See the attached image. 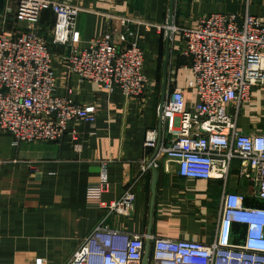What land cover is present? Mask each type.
Returning a JSON list of instances; mask_svg holds the SVG:
<instances>
[{"label": "crops", "instance_id": "0c3cea01", "mask_svg": "<svg viewBox=\"0 0 264 264\" xmlns=\"http://www.w3.org/2000/svg\"><path fill=\"white\" fill-rule=\"evenodd\" d=\"M80 8L76 30L79 48L106 33L136 32L145 52V73L152 88L145 99H131L121 89L81 81L67 70L63 57L70 47L54 42L56 15L41 12L38 22L18 15V0H0V33L19 36L34 33L47 44L56 78L54 93L69 95L80 104H95L94 124L71 121L64 136L55 142L15 143L14 136L0 129V264H66L82 241L103 222L113 229L151 236L209 242L219 226L224 192L246 196L245 205L264 208V201L251 196L250 182L238 173L234 162L225 182L221 179L184 178L177 164L157 169V189L152 190L153 169L142 171L143 160L154 150L144 145L146 132L163 125L159 116L162 100L174 88H182L186 108L194 109L198 95L189 86L193 72L184 68L180 36L169 39L163 25L196 27L199 19L217 11L242 14L244 0H59ZM249 12L264 16V0H250ZM117 40V39H116ZM118 42V40H117ZM264 122V90L254 91L242 110L239 128L251 132ZM106 173L109 187L101 195L112 202L128 189L136 194L131 216L118 215L88 200L90 188ZM154 199V202H153ZM245 224L234 225V240L243 242Z\"/></svg>", "mask_w": 264, "mask_h": 264}, {"label": "built area", "instance_id": "2783aa9c", "mask_svg": "<svg viewBox=\"0 0 264 264\" xmlns=\"http://www.w3.org/2000/svg\"><path fill=\"white\" fill-rule=\"evenodd\" d=\"M246 10L217 11L203 15L196 27L171 24L159 27L174 42L180 36L184 68L193 72L189 86L198 102L186 108L185 92L174 88L159 107L162 129H148L146 148L154 150L143 160L142 171L177 164L184 178L228 180L238 162L239 176L250 182L251 196L264 201V122L251 132L239 128L243 108L254 91L264 90V16ZM56 15L54 42L69 46L63 57L68 71L81 81L98 82L107 90H122L131 99L143 100L152 88L145 73V52L136 32L93 38L79 48L76 20L80 8L59 0H18V15L30 23L41 12ZM118 42H117V40ZM52 54L45 41L34 33L19 36L0 33V129L10 132L15 143L55 142L66 133L71 121L94 124L95 104H80L69 96L54 93L56 78ZM109 187L104 172L90 188L88 200L112 213L131 216L136 194L126 190L119 199L104 202ZM246 196L224 192L219 226L209 242L151 236L153 264H264V208L245 205ZM245 224L243 242L234 240V225ZM147 236L109 228L103 222L82 241L66 264H142ZM34 264H47L38 258Z\"/></svg>", "mask_w": 264, "mask_h": 264}, {"label": "water", "instance_id": "95a60500", "mask_svg": "<svg viewBox=\"0 0 264 264\" xmlns=\"http://www.w3.org/2000/svg\"><path fill=\"white\" fill-rule=\"evenodd\" d=\"M173 3H174V0H171L172 6H173ZM169 23H172V20H170ZM164 101H165V99L162 100L161 105L164 103ZM153 173H154V180H153L152 190H153L154 195H155L156 189H157V178H158L157 169H153ZM153 202H154V199H153ZM150 251H151L150 242H147L145 255H144V258L142 260V264H149Z\"/></svg>", "mask_w": 264, "mask_h": 264}, {"label": "rangeland", "instance_id": "374dc122", "mask_svg": "<svg viewBox=\"0 0 264 264\" xmlns=\"http://www.w3.org/2000/svg\"><path fill=\"white\" fill-rule=\"evenodd\" d=\"M169 24H171V23H169ZM168 36H169V34H168Z\"/></svg>", "mask_w": 264, "mask_h": 264}]
</instances>
